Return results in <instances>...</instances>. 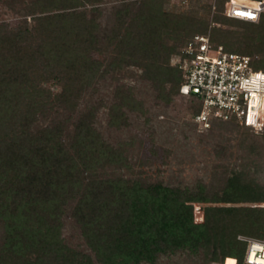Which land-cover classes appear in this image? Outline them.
Here are the masks:
<instances>
[{
  "label": "trees",
  "instance_id": "obj_1",
  "mask_svg": "<svg viewBox=\"0 0 264 264\" xmlns=\"http://www.w3.org/2000/svg\"><path fill=\"white\" fill-rule=\"evenodd\" d=\"M165 1L124 4L106 37L115 45L107 68L92 58L100 0H31L30 25L7 29L0 24V264H156L162 256L196 257L202 251L209 262L227 258L225 264H234V259L243 264L246 244L237 236H256L264 220L259 212L249 218L248 208L263 205L264 186L248 173L232 169L221 191L214 193L202 185L104 178L99 171L123 165L124 159L95 128L94 110L79 115L66 133L85 90L109 70L143 65V77L159 99L169 104L181 95L176 48L196 34L208 35L213 44L220 30L213 27L214 33L206 34L211 5L178 13L165 10ZM226 1L217 2L212 23L233 20L223 15ZM244 23L249 31H224L218 45L228 52L258 55L255 62L264 67V15L257 25ZM48 83L59 90L46 88ZM117 95L111 110L119 114H112V120L122 118L124 107L140 105L130 90L119 89ZM181 96L194 102L193 122L200 101L194 95ZM56 109L68 113L67 119L37 126ZM218 123L238 125L214 122L212 127ZM210 202L248 208H208L204 222L194 223L192 203L201 217L199 211ZM68 211L89 253L64 243Z\"/></svg>",
  "mask_w": 264,
  "mask_h": 264
},
{
  "label": "rangeland",
  "instance_id": "obj_2",
  "mask_svg": "<svg viewBox=\"0 0 264 264\" xmlns=\"http://www.w3.org/2000/svg\"><path fill=\"white\" fill-rule=\"evenodd\" d=\"M196 1L198 0H167L163 8L180 13L198 5H211L208 15L210 26L206 34L212 35L213 27L220 30L217 32L214 45H218V41L222 40L224 31L245 33L250 30L249 25L238 20H230L227 25L212 23V16L218 14L219 0H201L200 4ZM126 2L128 0H100L96 4L101 11V16L98 41L92 58L101 61L106 68L111 57L114 56L115 46L106 37L115 26L116 16ZM31 7V0H0V24L7 29L30 25V19L33 16ZM136 8L137 4L131 5L129 11L132 15ZM199 15L207 16L205 12H200ZM166 42L173 44L172 41ZM177 49L179 51L181 47L178 46L176 51ZM252 56L257 62L259 56ZM256 62L252 64L253 70L264 72L263 65ZM170 65H173V61ZM144 69L142 65L109 70L105 76L97 78L85 90L77 109L71 115L72 119L66 133H71V124L79 115L93 109L95 128L107 144L122 154L123 165L106 166L104 170L99 171L100 176L122 177L145 185L163 184L171 187L202 185L207 193H214L221 191L230 171L235 169L248 173L250 178L264 186V131L256 133L230 123L214 124L209 130L199 131L192 122V114L195 111L194 102L189 98L176 95L171 103H165L157 97L154 87L143 77ZM46 88L59 90L50 83L46 85ZM119 89L130 90L136 103L140 105H137L138 107L132 105L133 109L124 107L121 109L122 118L112 120V114H119L118 110L114 112L111 110V107L118 103ZM68 116V113L56 109L49 112L46 118H41L37 126L56 120L61 121ZM208 204H211L210 207H203L199 211V213L202 212L200 217V214L197 215L196 206L192 203L194 223L204 222V212L208 208H248L235 205L243 203L210 202ZM248 210L250 219H253L258 212L264 215V202L263 205H257L256 209L248 208ZM61 234L67 246L89 253L79 227L69 211L63 218ZM238 236L264 241V220L256 236L245 233ZM207 258L206 251H202L196 257L177 253L160 257L156 264H223L224 262V260L209 262Z\"/></svg>",
  "mask_w": 264,
  "mask_h": 264
},
{
  "label": "built area",
  "instance_id": "obj_3",
  "mask_svg": "<svg viewBox=\"0 0 264 264\" xmlns=\"http://www.w3.org/2000/svg\"><path fill=\"white\" fill-rule=\"evenodd\" d=\"M223 15L258 24L264 0H227ZM254 62V57L212 44L208 35L196 34L180 49L175 60L183 79L179 92L199 99L200 109L193 116L199 131L209 130L214 122H235L256 133L264 131V72L253 70ZM237 239L246 244L243 264H264V241Z\"/></svg>",
  "mask_w": 264,
  "mask_h": 264
}]
</instances>
